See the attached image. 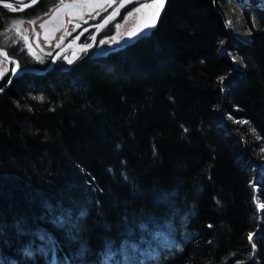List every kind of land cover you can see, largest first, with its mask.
I'll return each mask as SVG.
<instances>
[{
  "label": "trees",
  "instance_id": "trees-1",
  "mask_svg": "<svg viewBox=\"0 0 264 264\" xmlns=\"http://www.w3.org/2000/svg\"><path fill=\"white\" fill-rule=\"evenodd\" d=\"M234 1L247 42L231 0H168L0 93V264H264V0Z\"/></svg>",
  "mask_w": 264,
  "mask_h": 264
},
{
  "label": "flooded vegetation",
  "instance_id": "flooded-vegetation-1",
  "mask_svg": "<svg viewBox=\"0 0 264 264\" xmlns=\"http://www.w3.org/2000/svg\"><path fill=\"white\" fill-rule=\"evenodd\" d=\"M0 0V6L5 7V4H10L12 7H5L9 12H12L14 17L12 16L10 19L4 21L3 25L0 26V47L4 50L5 53H8V58L5 61L4 56L0 55V69H3V74L0 75V87H4L7 81L9 80L13 69L19 65L20 68L25 67H37V68H46L55 53L62 48L65 44L69 41L73 40L78 36V34L87 26L93 25L101 21L106 15L109 13V8L114 9V7L121 1L118 0L117 2L112 1L111 4L108 5V0L102 4L101 7L95 9L93 12H104L103 15L99 17H94L91 20L84 21L86 15L89 13L83 12V16L81 18H75L70 15L69 12H65L61 17L53 18L52 14L54 10L60 6L62 3L70 2L72 0ZM22 1V3H21ZM45 1V2H44ZM155 0H133L128 6L123 10L120 17L115 20L110 26L102 29L98 34L94 45L87 49L76 50L78 51L76 56L72 60H76L79 58L83 53L89 52L93 55H107L108 53L116 51L115 46L109 45L104 47V49L99 46V42L105 38H110L109 36L114 35L113 31H109V27L111 28L115 23L124 19L127 13L133 12L135 9L140 8L141 11L137 12L134 11L132 16V22H128V27L125 29L124 33L127 30H130L134 24L137 22V17L142 12H147L150 8H143V5H151ZM13 2V3H12ZM26 2V3H24ZM28 2V3H27ZM43 2V3H42ZM19 5L21 8L15 7L13 5ZM43 4L46 5V11L40 13L37 11V6ZM23 5H25L23 7ZM13 8V9H12ZM11 13V14H12ZM139 13V14H138ZM47 17L51 16V22L46 21L45 27L42 28V22ZM91 16V15H90ZM89 16V17H90ZM104 16V17H103ZM43 18V19H42ZM99 18V19H98ZM38 20V26H35L36 21ZM23 22L27 23L24 25L25 28L23 30L15 29L12 26V23L16 22ZM31 27H30V26ZM37 25V24H36ZM76 26V27H75ZM38 27V28H37ZM58 27V28H56ZM73 27V29H70ZM68 30L67 35L63 36L58 42H56V37ZM94 33L95 29L87 30L79 39L77 45H81L83 48L90 46L94 40ZM122 34V35H123ZM25 37L27 40H25ZM122 38V36H121ZM92 42V43H91ZM116 42V41H115ZM85 43V44H84ZM98 44V46H97ZM74 50V49H73ZM71 49L67 50L61 57L58 58L57 63L64 64V55L70 52ZM74 55V54H73ZM39 57V59H37ZM13 59L14 61L10 60ZM6 62L3 66V62ZM65 63L71 64L72 61L66 60ZM6 69V71H5ZM2 72V71H0Z\"/></svg>",
  "mask_w": 264,
  "mask_h": 264
},
{
  "label": "water",
  "instance_id": "water-1",
  "mask_svg": "<svg viewBox=\"0 0 264 264\" xmlns=\"http://www.w3.org/2000/svg\"><path fill=\"white\" fill-rule=\"evenodd\" d=\"M106 0H72L70 2H65L62 3L60 6H58L54 12H53V18L61 17L65 12H69L72 17L75 18H81L83 16V12L91 13L95 9L99 8L102 6L103 3H105ZM133 0H121L111 12L106 15L101 21H99L96 24L87 26L84 28L76 38L73 40L69 41L67 44H65L62 48H60L55 55L53 56L50 64L46 68H37V67H25V68H20L19 65L16 66L12 74L5 84L4 87H0V89H3L0 91V93H3L11 84L12 82L19 76H22L24 74L28 73H34V74H46L50 70L54 68L56 65V62L59 57H61L67 50L74 48L77 46V43L81 36L90 29H95L94 33V41L93 43L83 49L90 48L94 45V42L100 33V31L107 26H110L115 20H117L120 15L122 14L123 10L130 4ZM159 0H155L153 3H157ZM152 3V4H153ZM63 5H73V7L70 8H63ZM91 5V7H89ZM123 5V6H121ZM168 5V0H163V7L159 9V15L158 16H153L154 9L150 8L147 12L140 13L139 16L137 17V22L136 24L133 25V27L122 37V39L116 43L114 46L116 47V50H122L126 48L129 45H132L136 43L138 40H140L143 37L150 36L158 27L161 22V19L166 11ZM26 7V6H25ZM58 8H62V11L57 12ZM109 17H112L109 19ZM154 19V23H153ZM107 20V23L105 21ZM0 53H5L4 50L0 47ZM14 61L13 59H10ZM261 168H264V165H260Z\"/></svg>",
  "mask_w": 264,
  "mask_h": 264
},
{
  "label": "rangeland",
  "instance_id": "rangeland-1",
  "mask_svg": "<svg viewBox=\"0 0 264 264\" xmlns=\"http://www.w3.org/2000/svg\"><path fill=\"white\" fill-rule=\"evenodd\" d=\"M112 1H114V2H117L118 0H108V5L109 4H111V2ZM16 2H19L20 3V1L19 0H17ZM13 3V2H12ZM21 3H22V1H21ZM24 3H26V2H24ZM28 3V2H27ZM235 1H231L230 3H229V6H226V10H227V12H228V15H229V18H228V27H229V29H230V32H231V35L232 36H234V37H241V41H245V42H247V41H249L250 40V38H251V36H252V34H253V29L248 25V22H247V20H246V18H245V16H244V13H242L243 12V10H242V7H241V5L240 4H238V3H235ZM13 6H15V7H18V8H21L18 4L16 5H13ZM25 5H23V7H24ZM13 9V8H12ZM109 10V13L111 12V10H112V8H109L108 9ZM134 11H136V9L134 10ZM134 11L133 12H130V13H127L126 15H125V17H124V19H122L121 21L119 20L118 21V23H115L111 28L109 27V31H113L114 32V35H112V36H109L110 38H105V39H103L102 41H100L98 44H99V46L101 47V48H99V49H104V47H106V46H108L109 44L108 43H111L110 45L111 46H114L116 43H118L122 38H121V36L123 37L129 30H127L126 31V33L125 34H123L124 33V31H125V29L128 27L127 25H128V22L130 23V22H132V16L134 15L135 16V14H133L134 13ZM103 13L104 12H97V11H95V12H91V13H89L88 15H86V16H88V17H86L85 18V20L84 21H88V20H91L92 18H96V17H99L100 15H103ZM108 13V14H109ZM143 13V12H142ZM139 14V13H138ZM91 15V16H90ZM240 15V16H239ZM90 16V17H89ZM242 16H243V20L245 21V23L242 21V23H241V21L239 20V17H240V19L242 20ZM101 17V16H100ZM99 17V18H100ZM104 17V16H103ZM98 18V19H99ZM43 19V18H42ZM51 16L50 17H47L46 16V19L44 20V22H42V24H45V22L46 21H49V22H51ZM37 24V25H36ZM47 24V23H46ZM24 25H27V23H23L22 21L21 22H16V23H12V26H14L15 27V29H18V30H23L24 28H25V26ZM30 26V25H29ZM35 26H38V20L36 21V23H35ZM240 26V27H239ZM31 27V26H30ZM76 27V26H75ZM38 28V27H37ZM56 28H58V27H56ZM242 28V31H240V29ZM70 29H73V27H71ZM68 30L69 29H67V30H65L64 32H62V33H60L57 37H56V42H58L63 36H65V35H67V33H68ZM123 34V35H122ZM239 39V38H238ZM94 41V40H93ZM92 41V42H93ZM116 41V42H115ZM91 42V43H92ZM85 44V43H84ZM98 44H97V46H98ZM223 51H226V49H223ZM78 51H76V50H73V48L71 49V51L70 52H68V53H66L65 55H64V59H66V60H69V61H72L73 62V58L74 57H77L76 55L77 54H79V53H77ZM74 54V55H73ZM80 55V54H79ZM232 58L236 61V64H237V66H243V64H242V60H241V57H239V56H232ZM66 60H64V62L66 61ZM6 62L4 61L3 62V66H1V67H3L4 68V64H5ZM0 71H4L3 69H0Z\"/></svg>",
  "mask_w": 264,
  "mask_h": 264
},
{
  "label": "snow or ice",
  "instance_id": "snow-or-ice-1",
  "mask_svg": "<svg viewBox=\"0 0 264 264\" xmlns=\"http://www.w3.org/2000/svg\"><path fill=\"white\" fill-rule=\"evenodd\" d=\"M5 7H12V5H10V4H5L4 5ZM121 6H123V5H121ZM63 8H70V7H73V5H63L62 6ZM89 7H91V5H89ZM143 8H153L155 11H154V13H153V16L155 17V16H158L159 15V9H161L162 7H163V0H159V2H157V3H153V4H151V5H143L142 6ZM59 11H62V8H58L57 9V12H59ZM136 11L137 12H140L141 11V9L140 8H137L136 9ZM112 17H109V19H111ZM155 21H154V19H153V23H154ZM47 22H45V24H46ZM105 23H107V20L105 21ZM45 24H42L41 25V27L42 28H44L45 27ZM25 40H27V38L25 37ZM0 55H3L4 56V59H5V61L7 60V58H8V53H0ZM37 59H39V57H37ZM5 71H6V69H5ZM3 74V72H0V75H2ZM221 80H223L224 78L223 77H221L220 78ZM3 89H0V91H2ZM231 118V117H230ZM239 123H249L248 121H242V122H239ZM184 131L186 132L187 131V129H184ZM209 227H211V226H209ZM248 239H249V241H252L253 240V235L250 233L249 234V236H248ZM255 244L253 243L252 244V247L253 248H255ZM25 254L27 255V256H31L32 255V252H31V250H28V249H26L25 250Z\"/></svg>",
  "mask_w": 264,
  "mask_h": 264
},
{
  "label": "bare ground",
  "instance_id": "bare-ground-1",
  "mask_svg": "<svg viewBox=\"0 0 264 264\" xmlns=\"http://www.w3.org/2000/svg\"><path fill=\"white\" fill-rule=\"evenodd\" d=\"M231 1H234V0H231ZM235 4V3H234ZM242 7V10H243V7H246V5H243V6H241ZM243 13V12H242ZM240 16V15H239ZM239 20L241 21V23H242V21L245 23V21L243 20V16H242V20L240 19V17H239ZM240 27V26H239ZM240 31H242V28L240 29ZM242 37V36H241ZM241 37H236V38H239L240 40H242L241 39ZM74 50H82L83 49V47L81 46V45H77V46H75L74 48H73ZM43 69V68H42Z\"/></svg>",
  "mask_w": 264,
  "mask_h": 264
}]
</instances>
